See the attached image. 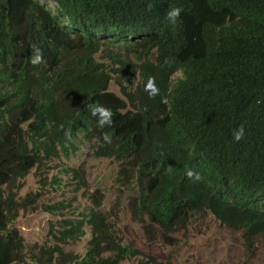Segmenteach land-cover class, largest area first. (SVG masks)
Segmentation results:
<instances>
[{
  "label": "trees",
  "instance_id": "trees-1",
  "mask_svg": "<svg viewBox=\"0 0 264 264\" xmlns=\"http://www.w3.org/2000/svg\"><path fill=\"white\" fill-rule=\"evenodd\" d=\"M172 7L183 8L175 25L166 19ZM36 48L44 62L33 65ZM114 80L123 97L110 90ZM94 104L111 109V126L101 127ZM86 141L96 157L120 163V190L146 231L169 239L211 215L248 239L264 235V0H0V264L28 257L12 223L39 194L20 199L16 186ZM75 174L84 182L83 168ZM43 208L55 214L65 204ZM81 217L64 222L60 241L80 240L88 224L86 255L45 246L42 258L120 264L140 254L117 240L106 214Z\"/></svg>",
  "mask_w": 264,
  "mask_h": 264
},
{
  "label": "rangeland",
  "instance_id": "rangeland-1",
  "mask_svg": "<svg viewBox=\"0 0 264 264\" xmlns=\"http://www.w3.org/2000/svg\"><path fill=\"white\" fill-rule=\"evenodd\" d=\"M117 51L121 52L122 59L134 60L132 54L127 57L126 51ZM99 57L107 64L111 63L104 53ZM111 67L116 69L118 66L111 63ZM114 76L118 79L117 74ZM110 90L124 96L121 86L115 80ZM79 147L80 150L72 154L70 159L62 154L35 167L23 184H18L14 189L20 199L39 194L36 202L21 210L12 223V228L18 229L23 237L28 256L20 264H41L33 259L35 255L43 260V264H57V258L53 261L42 258L40 249L45 246H60L66 253L86 255L92 239L91 226L86 224L84 236L67 244L60 241V232L66 220L81 219L83 213H88L93 208L109 217L118 241L141 251L120 264H139L150 258H154L158 264H264V235L248 239L242 232L223 227L211 215L197 216L187 229L169 233V239L164 237L159 228L146 231L144 223L137 222L132 217L130 195L120 190L122 188L117 182L120 163L114 159L96 157L87 141L80 142ZM81 168L85 173L84 182L75 174V170ZM97 194L103 197L100 206H97ZM60 202L65 204V209L55 214L46 212L43 208ZM118 202V216H115L112 210ZM104 256L113 255L106 253Z\"/></svg>",
  "mask_w": 264,
  "mask_h": 264
},
{
  "label": "clouds",
  "instance_id": "clouds-1",
  "mask_svg": "<svg viewBox=\"0 0 264 264\" xmlns=\"http://www.w3.org/2000/svg\"><path fill=\"white\" fill-rule=\"evenodd\" d=\"M151 7L152 5L149 4V9H151ZM182 11H183L182 7H172L167 11L166 19L170 24L175 25ZM43 62H44L43 55L40 52V50L38 48L34 49V54L32 57H30V63H32L33 65H37ZM145 90L149 93L150 98H154L155 96L160 94L159 88L155 84L154 77L148 78V82ZM162 102L167 103V99L162 98ZM90 108L93 116L98 115L100 117L99 123L101 127H103L105 124L111 126V117L113 116V112L111 111V109H108L100 104L90 105ZM244 134H245L244 125H240V127H238L233 131V138L236 142H239L241 139L244 138ZM103 139L105 143L111 142V137L108 135H105ZM186 174L189 179H192L193 177L196 180L200 179V175L192 170H187Z\"/></svg>",
  "mask_w": 264,
  "mask_h": 264
}]
</instances>
